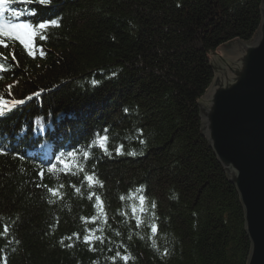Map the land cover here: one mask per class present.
<instances>
[{"label":"trees","instance_id":"trees-1","mask_svg":"<svg viewBox=\"0 0 264 264\" xmlns=\"http://www.w3.org/2000/svg\"><path fill=\"white\" fill-rule=\"evenodd\" d=\"M262 2L11 0L19 21L59 26L37 36L35 58L19 42L15 61L0 47L11 65L0 93L25 101L0 118V264H125L117 252L127 264H248L244 208L203 134L199 100L212 54L256 36ZM104 129L111 155L93 143ZM69 152L84 171L48 174ZM38 184H62V198ZM86 230L104 242L86 244Z\"/></svg>","mask_w":264,"mask_h":264},{"label":"water","instance_id":"water-1","mask_svg":"<svg viewBox=\"0 0 264 264\" xmlns=\"http://www.w3.org/2000/svg\"><path fill=\"white\" fill-rule=\"evenodd\" d=\"M261 18L251 41L212 54L215 77L199 100L203 134L244 208L248 264H264V0Z\"/></svg>","mask_w":264,"mask_h":264},{"label":"snow or ice","instance_id":"snow-or-ice-1","mask_svg":"<svg viewBox=\"0 0 264 264\" xmlns=\"http://www.w3.org/2000/svg\"><path fill=\"white\" fill-rule=\"evenodd\" d=\"M11 2V0H0V17H4L5 13H10V16L12 18H15V20L17 22H13L12 19H6L3 20L2 22H0V47L5 48V49H9V45L12 44L14 46V44L16 42H19V44L23 47L24 50L27 51L29 56H32L33 58H35L36 56V51H37V45L35 43L37 36L39 37V39L43 40L46 38V36L44 35V33L47 31V29L49 27H58L59 23L57 20L55 19H49V20H39V21H31V20H25V21H19V18L24 15L23 12L17 11L15 9H11L9 8V3ZM22 2L24 3H31L33 2V0H22ZM36 2H38L41 5H48L51 3V0H36ZM28 15L30 16H35L36 13L35 11H29ZM42 54V53H41ZM9 55L11 56V59L13 61L16 60V56H15V52L12 49H9ZM8 61V57L4 55L3 52H0V72H4L7 71L9 67H11V65H9L7 63ZM17 66H18V62H17ZM3 77H0V79H2ZM93 83H95V81H93ZM11 88L12 85L8 86V93L7 95L9 97L12 96L11 93ZM33 95H39V93H34ZM32 97H26V99H31ZM25 101L24 100H16L15 98L12 99H5L4 94L0 93V118H8L9 113H11L13 111V109H15L17 107V105L23 104ZM125 111H127V109H125ZM105 135L103 136H97L96 139L94 140L93 143H95L96 145H98L101 150H103L105 152V154L107 155H111V152L109 151L108 148V136L106 135V133L108 132V129H104L103 130ZM141 143H143V141H141ZM116 154L117 155H123V145H119L115 148ZM8 153L6 151L0 150V155H7ZM129 155H134L135 153H128ZM77 153L76 152H69L66 155L65 154H61V156H57L56 160L57 163L56 164H51L48 168H47V173L50 175H55L57 172L59 171H64L65 174L67 173H72V174H76L77 172H83L84 168L82 166V164L80 163V161L77 159ZM89 156V153L87 151L83 152V158L87 159ZM59 165V167H58ZM73 169H75L76 171H73ZM38 175L41 177V179L43 178V176L45 175L44 171L41 170ZM85 180L88 181L89 183V187H92L93 184H98L99 186H103L102 183L96 179L94 173L93 174H87L85 173ZM37 187H45L47 192L51 194V196L53 197H59L62 198V195L60 193V189L63 188L64 186L58 185L57 187H48L47 185H42V184H38ZM75 187V186H73ZM77 192H79V189H76ZM94 195V193L92 194ZM92 195L89 196V199L92 198ZM97 201L99 202V197H96ZM139 200L141 202V211H144L145 209L143 208V203H144V197L140 196ZM152 207H155V204H152ZM136 208L135 206L133 207V212L135 213ZM83 219V218H82ZM95 218H93L94 220ZM141 223V221L138 220V224ZM4 231L7 232L8 231V227L7 225L4 226ZM89 232L88 235H84L83 240L86 244L91 245V243L94 240H98L101 243L104 242V239L102 236H96L93 234L94 230H86ZM102 231V230H101ZM151 231L153 233V235L156 234L157 232V227L155 225V223H153L152 227H151ZM77 235V238H79L78 234H74ZM68 239H71V237H69ZM72 245H68V247H71ZM91 250H95V249H91ZM116 257H120L122 260H124L125 264H127V260L128 257L127 256H121V253L117 252L115 257H113V261H115Z\"/></svg>","mask_w":264,"mask_h":264}]
</instances>
